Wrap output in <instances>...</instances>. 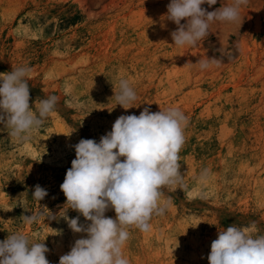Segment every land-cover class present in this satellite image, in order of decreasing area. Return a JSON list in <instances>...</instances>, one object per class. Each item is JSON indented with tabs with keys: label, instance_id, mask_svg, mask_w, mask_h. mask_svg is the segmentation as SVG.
Segmentation results:
<instances>
[{
	"label": "rangeland",
	"instance_id": "obj_1",
	"mask_svg": "<svg viewBox=\"0 0 264 264\" xmlns=\"http://www.w3.org/2000/svg\"><path fill=\"white\" fill-rule=\"evenodd\" d=\"M170 2L0 0V73L30 67L33 109L37 99L59 97L27 140L0 124V241L24 232L30 243H45L49 264H59L85 235L60 216L73 146L99 142L119 116H138L145 107H177L188 117L179 153L185 187L163 189L170 204L149 231L130 229L129 264H209L219 230L255 222L254 231L264 234V0H248L239 21L215 22L208 37L185 48L172 45ZM226 2L202 7L214 11ZM206 56L221 64L200 70L195 63ZM122 78L136 91L138 107L116 105ZM36 185L48 193L39 202L32 197ZM32 211L55 218L26 224L22 215ZM66 215L80 216L72 209ZM79 222L87 223L83 216Z\"/></svg>",
	"mask_w": 264,
	"mask_h": 264
},
{
	"label": "clouds",
	"instance_id": "obj_2",
	"mask_svg": "<svg viewBox=\"0 0 264 264\" xmlns=\"http://www.w3.org/2000/svg\"><path fill=\"white\" fill-rule=\"evenodd\" d=\"M248 0H231L214 11L202 5H215L217 0H171L166 19L177 25L171 32L173 46L196 47L208 37L215 22L235 23L241 19V8ZM186 20V23H181ZM193 64V63H192ZM195 64L208 70L221 64L220 58H200ZM27 66L0 73V124L19 141L38 131L55 110L56 95L37 99L30 106ZM116 105L127 110L134 106L137 93L128 79L119 80L114 91ZM188 117L177 107L151 112L145 107L140 114L121 115L111 131L94 139H81L73 147L75 159L67 170L60 189L66 197L62 216L74 233L85 235L76 239L59 264H129L124 248L130 229L142 232L151 229L153 217L163 216L170 204L163 189L185 187L180 171L179 153L185 143ZM70 135V134H69ZM123 158V159H121ZM208 170L201 174L206 179ZM48 195L36 185L32 197L36 201ZM67 209L80 216L69 218ZM114 210L115 218L105 213ZM50 213V212H49ZM26 224L37 223L41 217L54 219L41 211L22 215ZM252 227L230 225L219 230L211 242L209 264H264V234ZM45 243H30L29 236L17 231L0 241V264H49Z\"/></svg>",
	"mask_w": 264,
	"mask_h": 264
}]
</instances>
